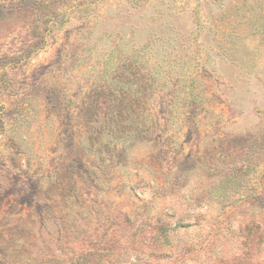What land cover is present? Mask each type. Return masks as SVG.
<instances>
[{"label": "rangeland", "instance_id": "rangeland-1", "mask_svg": "<svg viewBox=\"0 0 264 264\" xmlns=\"http://www.w3.org/2000/svg\"><path fill=\"white\" fill-rule=\"evenodd\" d=\"M0 264H264V0H0Z\"/></svg>", "mask_w": 264, "mask_h": 264}]
</instances>
